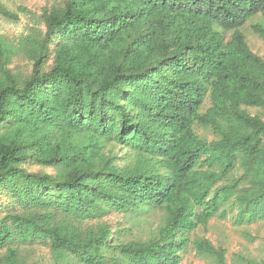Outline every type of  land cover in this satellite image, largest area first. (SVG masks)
I'll return each instance as SVG.
<instances>
[{
	"label": "trees",
	"instance_id": "trees-1",
	"mask_svg": "<svg viewBox=\"0 0 264 264\" xmlns=\"http://www.w3.org/2000/svg\"><path fill=\"white\" fill-rule=\"evenodd\" d=\"M0 13L34 20L0 34V264H264L195 234L264 221V0Z\"/></svg>",
	"mask_w": 264,
	"mask_h": 264
},
{
	"label": "rangeland",
	"instance_id": "rangeland-1",
	"mask_svg": "<svg viewBox=\"0 0 264 264\" xmlns=\"http://www.w3.org/2000/svg\"><path fill=\"white\" fill-rule=\"evenodd\" d=\"M52 0H0V5H5L12 11H17L19 6H26L28 10L34 14V18H39L43 8L49 5ZM263 23L264 17L258 15L252 18L243 28L247 41L252 50L264 57V42L254 33L251 28L252 24ZM34 20L30 16L22 15L19 22L7 20L0 13V34H8L14 36L26 31L29 25H33ZM27 61L21 57H17L14 65L23 68L24 71L28 70ZM208 105H206L207 107ZM205 107V108H206ZM204 108V109H205ZM250 112L255 113L253 108L249 109ZM199 133H207L201 128L197 129ZM209 136L210 133H208ZM29 169L38 170L39 167L29 165ZM52 171V168H48ZM197 236H205L211 240L216 246H221L226 250V256L229 263L235 253H242L247 256L256 258H264V221L253 224H246L242 226L235 225L230 219H213L207 227H200L195 233ZM39 252L43 249L36 247ZM186 264H213V262L206 257L197 256L191 252L185 258Z\"/></svg>",
	"mask_w": 264,
	"mask_h": 264
}]
</instances>
